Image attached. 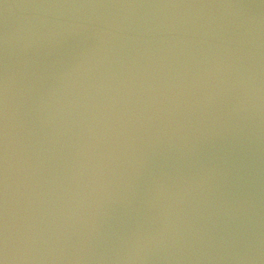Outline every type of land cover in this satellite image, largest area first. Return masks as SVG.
Masks as SVG:
<instances>
[{
    "label": "water",
    "instance_id": "obj_1",
    "mask_svg": "<svg viewBox=\"0 0 264 264\" xmlns=\"http://www.w3.org/2000/svg\"><path fill=\"white\" fill-rule=\"evenodd\" d=\"M0 264H264V0H0Z\"/></svg>",
    "mask_w": 264,
    "mask_h": 264
},
{
    "label": "rangeland",
    "instance_id": "obj_2",
    "mask_svg": "<svg viewBox=\"0 0 264 264\" xmlns=\"http://www.w3.org/2000/svg\"><path fill=\"white\" fill-rule=\"evenodd\" d=\"M211 3V2H210ZM203 8L200 9V12L202 11ZM204 12H206V14L209 13V11L207 9H204ZM239 12V11H238ZM234 13V12H233ZM244 13H234V16H232L231 19L227 21L222 20L220 17L217 16V14L215 15L214 13L211 15L210 19H211V25L213 26V30L215 32H217L218 37L221 39L220 43L223 45L226 43V41L228 38L227 37H231L227 42H230V44L233 42V37H234V28L241 22V20L244 21H252L251 16H253L251 13H249L250 15H243ZM243 15V16H242ZM209 17V14L207 15ZM233 31V33H232ZM219 43V44H220ZM220 44V45H221ZM221 45V47H222Z\"/></svg>",
    "mask_w": 264,
    "mask_h": 264
}]
</instances>
